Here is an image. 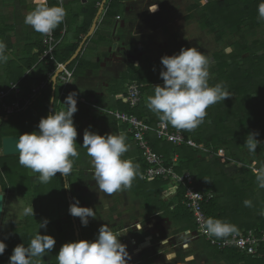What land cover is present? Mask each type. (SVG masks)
I'll return each instance as SVG.
<instances>
[{
  "label": "trees",
  "instance_id": "1",
  "mask_svg": "<svg viewBox=\"0 0 264 264\" xmlns=\"http://www.w3.org/2000/svg\"><path fill=\"white\" fill-rule=\"evenodd\" d=\"M1 1H4V5L9 6V3L5 0ZM260 3L261 0H207V3L203 5L199 1L196 3V6H200L198 8V20L203 29L208 28L210 31L222 30L220 31V38H232L238 32L243 35L242 38L233 42L220 39L227 46H232L233 50L230 54H225L224 49L215 53L209 68V85L214 86L221 83L230 94L224 100V103H226L225 108H220L219 102H217L206 110L207 116L204 120L206 121L209 118V127L212 131L206 134L203 132L207 125L205 121L194 130H183L185 138L190 137L196 144H203L209 151L214 153L213 157L208 158L206 154L203 156L200 153L202 151L200 148L185 143L175 145L156 138L154 134L149 136L153 150L164 154L168 163L173 154L178 155V164L175 167L177 172L190 171L195 175L197 188L204 193L211 192L213 194L211 200L203 205L207 217L235 225L238 229L237 233L247 232L254 228L264 229V187L259 186L257 179L261 171H253L250 167L251 163L244 157L248 154L244 150L247 148L245 142L249 134H254V138L258 141L257 149L255 152H251L250 157L254 158L253 161L259 162L261 161L260 157H264V39L259 40L256 35L254 37L258 28H263L262 33L264 34V21L258 18V5ZM13 4L14 9H17V2L14 1ZM47 4L49 7L57 6L58 1L47 0ZM115 4L116 1L109 2L107 7L108 18L112 16V6ZM95 12L96 10L92 8L90 14L93 16ZM13 15L12 19H8L9 17L5 13H0V41H3L10 50L15 48L17 51L15 52L17 58L13 59V57L7 56V62L0 63V89L5 85H9L10 82H18L22 90L28 93L41 79L46 77V73L54 68L55 64L48 63L45 58L41 59L44 50L42 44L43 34L34 31L32 28L30 32L25 31L23 34L21 23L24 21L25 15L22 16L23 19L21 20L15 14ZM11 36L15 39L9 43L8 38ZM25 37L26 40H24ZM18 40L19 43L24 42L19 47L16 46ZM73 48H76V46ZM56 50L61 53L56 54ZM56 50L55 56L58 61L69 59V55L62 53L63 50L58 45ZM78 62L77 68L80 69L83 62L80 60ZM147 62L146 60L145 63ZM131 65L132 71L143 68L140 70L141 72L137 71L141 75L134 77L131 82L138 81L144 85V81L150 82L149 73L147 74L148 70L145 68L147 64L135 67L132 62ZM28 70L29 72L26 74ZM214 74H217V77H214ZM146 88L142 89V97ZM51 91L52 83L35 96L31 105L39 95L42 97L41 102L34 110L30 109V105L23 112V114L28 113L27 124L21 125L16 120L20 130L3 131L4 119L8 117L0 119V147L2 146L3 137L39 131V121L49 115ZM59 92L60 88H56L52 114L66 110L67 107L63 102H57ZM146 105L143 98L133 110H129L124 99H118L114 103L115 110H129L139 117L148 116L150 123L154 124L162 120L157 114L150 111ZM89 107V111L97 113V115L109 114L105 109L98 110L91 107V105ZM31 120L34 121L35 125L28 126V122ZM7 125L10 126L9 123ZM169 126L171 129H175L170 124ZM219 148H224V152L228 153L229 157H223L222 159L218 156L217 153L223 155L217 151ZM136 150L138 155L133 161H135L134 164L139 165V173L146 168V162L142 158L138 147ZM78 151L80 152L75 157L76 160L78 157H89L88 154L81 152V148ZM8 158V156L0 155V184L3 191L13 190L22 194L31 193L37 201L36 205L40 210V214L35 215L34 213V217L27 216L23 221L12 223L8 229L0 231V240L7 245L5 253L0 255V264H8L13 249L22 243L27 247L37 232L41 235L53 236L56 244L54 249L44 257L33 258V264H58L56 254L61 246L68 242H77L72 215L68 211L70 203L67 193L70 194L72 203L78 200L79 206L86 207L84 195L75 191L76 178L79 177L80 182H82L86 176L81 174L77 175L76 178L74 177L73 173L77 169L80 172L82 170V168L74 165L75 163L78 164L77 161H74L71 174L66 177L69 186L66 190L63 176L59 172L48 183H42L39 179V173L34 176L30 173L27 174V171L29 172L28 168L22 165L20 166L22 169L18 168L16 170V165L12 164ZM14 159L16 163L17 160L19 163V155L14 156L12 160ZM231 163L235 164L236 167L233 173H228L226 167ZM238 164L242 165L238 166ZM87 170L88 172H94V169L88 167ZM169 184L168 179L141 180L137 175L131 186L135 188L134 193L136 196L146 197L150 212L158 208L161 212L159 217L166 218L174 224L176 227L173 231L174 235L183 234L185 230H191L190 232L193 233L196 224L191 213L182 203L183 189L177 188L174 199L159 197L160 194L162 195L165 192V188ZM245 200L251 201V207L244 205ZM96 217H99L98 214L95 218L89 217L87 226H83L80 218L75 217L81 240L94 241L96 239L99 228L103 226L97 223L98 218ZM45 219L49 221L46 229L39 228L40 223ZM118 225L121 226L120 223ZM122 228L119 227L118 230ZM113 231H115V228ZM228 237L216 238L213 236L216 240H225ZM197 240V250L200 254L205 258L209 257L211 260L217 261L218 264H264V244L261 245L258 254L248 255L242 253L236 247L219 248L203 237H198Z\"/></svg>",
  "mask_w": 264,
  "mask_h": 264
},
{
  "label": "clouds",
  "instance_id": "2",
  "mask_svg": "<svg viewBox=\"0 0 264 264\" xmlns=\"http://www.w3.org/2000/svg\"><path fill=\"white\" fill-rule=\"evenodd\" d=\"M33 3L36 6L26 14L24 23L34 31L48 35L65 20L67 11L63 6L64 0H59V6L51 7L47 0H33ZM157 10L156 4L148 7L150 12ZM258 18L264 21V0L258 5ZM6 49L7 45L0 41V63L7 62ZM224 52L230 54L232 48L226 47ZM211 63V57L196 47L181 48L176 54L162 56L163 69L160 77L164 83L163 86L153 87V95L147 98L148 109L174 128H197L204 122L206 110L211 105L230 96L223 84L209 85ZM75 97L76 93H70L63 103L67 106L66 110L41 118L39 131L24 133L16 142L19 163L39 173L42 183H48L58 172L65 178L69 176L73 167L71 158L78 156V133L73 120L74 113L78 111ZM245 145L250 153L256 151L258 141L254 134H249ZM82 146L87 148V153L92 158L93 176L101 192L110 196L131 187L138 175L139 165L131 160L121 159L128 151L124 134L99 135L85 130ZM257 179L259 186L264 187V169ZM170 191L174 192L175 189ZM244 205L251 207V201L245 200ZM22 211L24 216L34 217L32 205L24 207ZM68 211L70 215L80 218L83 226H87L89 217L96 216L92 208L79 206L78 200L69 206ZM48 222L45 219L39 228L46 229ZM202 228L216 238H225L238 231L235 225L211 217L204 222ZM119 236L110 227L103 225L94 241L81 240L63 244L56 254L58 264H127L131 257L126 245L118 239ZM55 244L53 236L37 232L27 247L22 243L13 249L8 264H33V258L44 257L54 249ZM6 248V243L0 240V255L5 253ZM174 256L173 253L166 260L174 259Z\"/></svg>",
  "mask_w": 264,
  "mask_h": 264
},
{
  "label": "rangeland",
  "instance_id": "3",
  "mask_svg": "<svg viewBox=\"0 0 264 264\" xmlns=\"http://www.w3.org/2000/svg\"><path fill=\"white\" fill-rule=\"evenodd\" d=\"M5 1L9 3V6L7 4L1 6V2L4 3V1L0 0V13H5L6 16L9 17L8 19H12L14 16L13 14H15L18 19L21 20L23 19L22 16H26V14L28 13V9L30 10L32 8L33 10L35 8V6H31L26 7V9L24 10V7H20V5L17 4V9H14L15 7L13 3L15 0ZM198 1L201 5L207 3V0H147L142 9L144 0H138L131 3V5L134 7V10L130 13H128L123 6L121 8V15L126 21V27L123 28L119 26L118 29L120 31H127L126 33L127 35H129V40L125 45V49L117 48L115 50V52L122 55V58H119V60L117 61L110 62V65H113L114 67L108 66V68L103 71L106 84L109 83V86L108 89H105L106 87H101V89L107 91L108 93L112 91L114 93V90L119 88L121 92H125L129 82H131L134 77L140 74L137 73V71L143 69L141 67L139 69H136V71H132V65H130V69H126V67L129 66L126 54L130 53L134 55L138 53L139 50L144 51V56L148 55V57L143 56L141 58L142 60H139V62H137L141 66L147 64L145 68L148 70L147 74L149 73L148 78L150 79V82L144 81L145 87H147L144 93V99L147 104L148 96L153 95V87L156 85L163 86L164 83V81L160 77V69L163 68V65L161 64L162 56H171L173 54H176L180 51L181 48L196 47L204 54H208L211 57V60H213L215 53H218L222 49L229 47L222 40H230L231 42H233L243 37L241 32H238L232 38H220V31L222 30H219L217 28V30L213 31H210L208 28L203 29L200 26V21L198 20V8L200 7L199 5L196 6V3ZM152 4L158 5V10L154 13L148 11V7ZM148 13L150 14V16H148ZM146 17H152V20H155L157 17L161 18L162 21L160 20V22L156 24H153L151 21L150 25L152 27H155L162 22L163 29L157 31V29L151 28L149 31H143V25L140 21L144 20ZM131 20L133 22H131ZM21 28L24 34L25 31L30 32L31 26L25 24L24 21H22ZM262 31L263 28H258L256 34H254V37L256 35L259 40L264 39V34L262 33ZM125 34H123V38L127 36H125ZM14 39L15 38L11 36L8 38V42L11 43L14 41ZM26 39L27 38L25 37L24 40ZM23 43L24 42L19 43L18 40L16 46L19 47ZM230 47L233 50V47ZM15 52H17L15 48L12 50H10L9 48L6 49V55L8 57L10 56V58L13 57V59L17 58ZM86 52L89 51H85V53ZM59 53V50H56V54ZM146 60L148 61L147 63H145ZM103 63L104 61L102 60L98 67ZM70 66L72 67L74 65L71 64ZM213 76L217 77V74H214ZM73 81L74 78L69 85L70 87ZM56 88H60L59 83L56 84ZM108 93H105V96L103 98L98 97L99 106L103 107L101 109L105 108L106 110L114 111V95H112L113 97L110 98V95ZM41 98V95H39L37 99H35L34 103H32V105L30 106L31 110H34V108H37L39 106ZM122 98L123 96L120 98V100ZM57 100H59V98H57ZM225 105L226 103H224V101L219 102L220 108H225ZM27 115L28 113H22L18 116L5 118L4 123L6 125L4 124L3 131L20 130V127L16 124V120L20 122L19 124L25 125L27 124ZM95 117H97V113ZM98 118H94V120H91V127H88V129L86 130L96 133L95 128H101L102 123H104L103 128L106 130L103 131L112 134V131L115 130L116 126L110 114L107 116V118H99L101 121H99ZM8 123L10 124V126L7 125ZM205 123H207V125L205 124L206 126L203 132L205 134L207 132L210 133L212 130L209 127V118L205 121ZM29 125H35L34 121H29L28 126ZM103 131L101 132L104 133ZM132 145L134 146V143ZM134 148L136 150L135 146ZM223 149L224 148H219L217 150L218 152L223 154V156L221 157L222 159L223 157H229V154L224 152L225 150ZM78 150L79 149H77V152L79 154L80 151ZM81 152L83 154H88L85 147L81 148ZM244 152L248 153L244 157L247 159V161L249 160V163H251L250 166L253 171H256V169H264V163H262L264 161V157H260V162L253 161L254 158L250 157L251 153L248 152L247 148L244 150ZM200 153L205 156L204 152L200 151ZM0 155H3L1 147ZM14 156L17 155H8V160L12 164L16 165V170L18 168L22 169V167H20L21 164L18 163V160L17 163L19 165L16 163L15 159L12 160ZM71 159L73 160V164L75 163L74 161L78 162V164L75 163L74 165L78 166V168H82L81 172L77 169L76 172L73 173L74 177L76 178L78 177L77 175L81 174H84L86 176L82 180V182H80L81 180L79 179V177L76 178L75 191L79 194L84 195L85 202L87 204L86 207L94 208L92 209L95 212V215L98 214L99 216L96 217L98 218V221L97 219L96 221L99 225H107L111 228L112 231L115 228V231L113 232L117 235H120L118 239L122 244L126 245V250L131 257L128 260L127 264H218L217 261H213L209 257L205 258L202 254H200V252L197 250L198 237L194 236L192 233L186 232V236H184L183 234L174 235L173 231L176 229V227L170 224V222L165 218L159 217L158 214H154L151 217V220L147 213L148 200L146 199V197L141 198L138 196L137 198H135V188L133 186H131L130 188L122 189L121 191L113 193L109 196L108 194L103 193L99 190L97 182L95 181L93 176L94 172H88L87 170V167L89 169H94L92 158L88 159L85 156L84 158L78 157L77 160L76 158ZM235 167L236 165L231 163L227 165L226 170H228V173H233ZM28 170L29 172L27 171V174L30 173V175L32 176L36 175V172L32 171L31 169ZM20 172L21 171L19 170V173ZM8 188L10 189L9 186ZM8 192L11 193L12 197H10L9 204H7V208L5 210L7 223L5 222L4 226H2L1 228L5 229L12 223L23 221L27 217L23 215L22 210L24 207L32 205L35 215L40 214V210L36 205L37 201L31 193L22 194L17 193L13 190H9ZM163 194H165V192ZM163 194H160L159 197H162ZM136 220H140L143 222V224L141 223L142 228L140 225H138V227H140L141 229L139 231H133V229L131 228L133 225L135 226V224L133 223ZM119 223L121 224V226L118 225ZM119 227L123 228L121 230H118ZM146 243L147 245L145 246ZM173 253L175 254L174 259L166 260V257L172 255Z\"/></svg>",
  "mask_w": 264,
  "mask_h": 264
},
{
  "label": "built area",
  "instance_id": "4",
  "mask_svg": "<svg viewBox=\"0 0 264 264\" xmlns=\"http://www.w3.org/2000/svg\"><path fill=\"white\" fill-rule=\"evenodd\" d=\"M102 1L103 0H98L97 6H101ZM42 44L44 50L41 59L45 58L48 63L55 64V67L50 69L46 73V77L41 79L28 93L22 90L18 82H10L9 85L3 86L0 89V119L26 111L35 96L52 83V77L58 69H60V72L57 75L56 82L60 84L59 101L64 103L65 98L70 94L68 89L74 76L75 67H69V65H65L64 61H58L56 59L55 49L58 45V38L54 30L48 35L43 34ZM28 72L29 70L26 74ZM144 87L145 85L138 81H132L127 86L126 93L122 99H124L128 105L129 110L135 109L140 104L142 100V89ZM121 97V95L116 96V100ZM94 105L95 104H93V107H95ZM129 110L116 109L114 111H105L112 114L116 124L124 128V132L131 136L140 150L141 156L146 162V168L138 173V177L141 180L153 178L168 179L171 188L183 189L182 203L191 213L196 224L195 230L192 233L194 236L203 237L219 248L236 247L242 251V253L248 255L258 254L261 245L264 244L263 228H254L247 232L234 233L225 240H216L203 230L202 225L208 219L203 205L211 200L213 194L211 192L204 193L200 191L196 186L195 175L190 171L177 172L175 167L178 164V155L173 154L168 163L164 154L153 150L149 136L154 134L156 138L175 145L185 143L189 146L200 148V150L205 152L208 158L213 157L214 153L209 151L203 144H196L192 138H185L182 129H171L169 124L164 120H159L154 124L150 123L147 117H139ZM217 155L220 157L223 156L218 153ZM241 165L242 164H238V166ZM259 170L260 169H256V171Z\"/></svg>",
  "mask_w": 264,
  "mask_h": 264
},
{
  "label": "crops",
  "instance_id": "5",
  "mask_svg": "<svg viewBox=\"0 0 264 264\" xmlns=\"http://www.w3.org/2000/svg\"><path fill=\"white\" fill-rule=\"evenodd\" d=\"M15 1L18 2L17 4L20 5V7H24V10L26 9V7L36 6L33 3V0H15ZM57 1H58L57 6H59V0H57ZM97 1L98 0H64L63 6L67 11V15H66L63 23H61L56 29H54V32L56 34V37L58 38V46L60 47L61 50H63L62 53L69 55V59L73 56L75 51L78 49L79 45L84 41V39L86 38L87 34L89 33V31L92 27L96 13H97L98 9L100 8V6H97ZM111 1H116V4L112 6L113 14H112V16H110L108 18L106 8L108 7L109 2H111ZM133 1H138V0H106V2L103 5L102 12L98 16L97 26H96L95 30L93 31L92 35L90 37H88L87 40H85V42L82 46V51L77 55V57L73 61H71L68 64L69 67H71L70 66L71 64L74 65L72 67H75V73L73 76L74 81H73L71 87L69 86L68 91L70 93H73V92L76 93L75 98L77 99L78 111L76 113H74V117H73L74 125H75V127L77 129V133H78L76 140H79V141H76V143H77L76 149L83 148V146H82L83 145V134H84L85 130L88 129V127L89 128L91 127L90 121L94 120V118H98V117L100 119L107 118V116L110 114L108 112L109 114H107V115L102 116L100 114V115H97V117H95L96 113H93L92 111L90 112L88 108H90L89 105H91V107H93L92 103L95 104L94 105L95 107H93L95 109L99 110V109L103 108V107L99 106L98 97L103 98L105 96V93H108L107 91L102 90L101 87H106L105 89H108V86H109V83L106 84V80H105V77L103 75V71L106 70L108 68V66L114 67L113 65H110V62L117 61V60H119V58H122V55L120 53L118 54L117 52H115V50L117 48L125 49V45L129 40V37H128L129 35H127V33H126L127 31H123V30L120 31L118 29L119 26H121V23L124 24L123 28L126 27V21L123 18V16L121 15V8L124 6L125 7L124 9L128 13L132 12L134 10V7L131 5V3ZM146 2H147V0H144L143 5H142V9H143L144 5L146 4ZM92 8H94L96 10V12L93 16L90 14ZM30 11H32V8L30 10L28 9V12H30ZM148 16H150L149 13H148ZM117 17H119V18H117ZM158 18L159 17H157L155 20H152L153 19L152 17H149V18L146 17L144 20L140 21V22H142V25H143V28H142L143 31H149L151 28L157 29V31L162 30L163 29L162 22L159 23L155 27H152L150 25L151 21L153 24L160 22V20L162 21L161 18H159V19ZM132 20H133V18H132ZM132 20H131V22H133ZM113 31H115L116 33L113 34L112 33ZM123 34H125V36L126 35L127 36L123 38ZM112 45H114L115 47L112 48V50H109L112 47ZM75 46H76V48H73ZM85 51H89V52L85 53ZM138 53H140V60H142L141 58L145 54L144 51L139 50ZM144 57H148V55H145ZM79 60L83 62L80 69L77 68ZM102 60L104 61V63L98 67V65L100 64V62ZM123 60H124V58H123ZM131 60H133V59H131ZM131 60L128 61V59H127V61L129 62V66H127L126 69H130V65L132 63ZM67 61H64V62H67ZM138 62L134 63L135 67L141 66L138 64ZM127 63H125V64H127ZM162 69H160V70H162ZM123 72H125V71H123ZM130 83L131 82H129V84ZM126 89H127V87H126ZM125 93H126V91L121 92V90H119V88H117L116 90H114V93L112 91L108 94L110 95V98L113 97L112 95H114V103H116L117 102L116 96L121 95L124 97ZM142 98L144 99V96ZM57 102L59 103L61 101L58 100ZM101 110H103V109H101ZM107 111H109V110H107ZM110 116H111V118H112V120L116 126L115 130L112 131V134H114V135L115 134H124L126 136V143L128 145V151L122 155V157H121L122 160H131L134 163L135 161H133V160L136 159V156L138 155L137 150H135V148H134V146L136 147L135 142L133 141V139L131 138L130 135H128L126 132H124L123 127H119L116 124V121L112 117V114H110ZM147 118H148V116H147ZM100 119H99V121H101ZM103 127H104V123H102L101 128H95L96 133L99 135H106V133L111 134V133L103 131V130H106ZM101 131H103L104 133H102ZM133 143H134V146L132 145ZM136 149H137V147H136ZM87 158L90 159L91 157L89 156ZM171 189H173V188H171L168 185L165 188V194H163V197H166L169 199H174L175 194L177 192V188H174L175 189L174 192L170 191ZM8 191L9 190L3 191L5 198H4L3 212L1 215V219H0V231L8 229L10 227V225H9L5 229L1 228L2 226H4V223L7 221V217L5 216V210L7 208V204H9L10 197H12L11 193ZM134 197L137 198L138 196H136V194L134 193ZM147 208H148L147 213H148V216L150 218L154 214H158V216H160L159 214H161V212L158 210V208L153 212L149 211V208H150L149 205H147ZM151 220H152V218H151ZM166 220H168V219H166ZM168 221L170 222V224H172L174 226V224L170 220H168ZM141 223L143 224L142 221L136 220L133 223V224H135V226L133 225L131 227L133 229V231L134 230L135 231L141 230L140 227H138V225L141 226ZM141 228H142V226H141ZM190 231L191 230H185L183 232V235L186 236L185 233L190 232ZM143 237H147V236H143ZM144 242H145V238H144ZM147 243L145 244V246L147 245Z\"/></svg>",
  "mask_w": 264,
  "mask_h": 264
},
{
  "label": "water",
  "instance_id": "6",
  "mask_svg": "<svg viewBox=\"0 0 264 264\" xmlns=\"http://www.w3.org/2000/svg\"><path fill=\"white\" fill-rule=\"evenodd\" d=\"M105 2H106V0H103L102 1V5L100 6V8L98 9V11L96 13V16H95V19L93 21L92 27H91L89 33L87 34L86 38L79 45L78 49L75 51V53L73 54V56L67 62H65V65H68L71 61H73L77 57V55L82 51V46H83L85 40H87V38L92 35L93 31L95 30V28L97 26L98 16L101 14L102 9H103V5H104ZM123 25L124 24L121 23V26L122 27H123ZM112 33L115 34L116 32L113 31ZM114 47L115 46L112 45V47L109 50H112V48H114ZM126 56H127L128 61H130L131 59H133V60L140 59V53H137V54H134V55L129 53ZM59 72H60V69H58L54 73V75L52 77V91H51V99H50V105H49V115L52 114V109H53V104H54V99H55V90H56V84H57L56 78H57V75L59 74ZM19 136L20 135H17V136H6V137H3L2 138V146H1V149H2V154L4 156H8V155H19L18 149H16V147H15L16 142L19 139ZM63 179H64V182H65V186H68L67 179L64 176H63ZM67 189L68 188H66V190ZM0 195H3V196H0V219H1V215H2V212H3V206H4V198H5L1 184H0ZM67 197H68L69 203L71 205L72 201H71V198H70V194L69 193H67ZM72 221L74 223L75 235H76V238H77V242L78 241H81L80 235H79L80 232H79V229H78V225H77V222H76V218L74 216H72Z\"/></svg>",
  "mask_w": 264,
  "mask_h": 264
},
{
  "label": "flooded vegetation",
  "instance_id": "7",
  "mask_svg": "<svg viewBox=\"0 0 264 264\" xmlns=\"http://www.w3.org/2000/svg\"><path fill=\"white\" fill-rule=\"evenodd\" d=\"M1 4H2L1 6H4V4H3L2 2H1ZM139 60H140V59H139ZM139 60H138V61H139ZM131 62H133V64H134L135 62H137V60H131ZM2 188H3V187H2Z\"/></svg>",
  "mask_w": 264,
  "mask_h": 264
}]
</instances>
